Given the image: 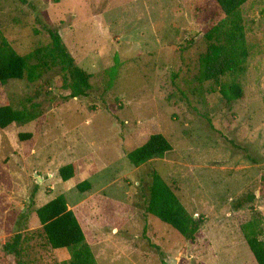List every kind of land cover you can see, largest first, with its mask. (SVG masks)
<instances>
[{
    "label": "rangeland",
    "instance_id": "rangeland-1",
    "mask_svg": "<svg viewBox=\"0 0 264 264\" xmlns=\"http://www.w3.org/2000/svg\"><path fill=\"white\" fill-rule=\"evenodd\" d=\"M27 1L0 0V31L26 56L49 45L42 22L57 27L91 90L66 100L59 66L0 84V106L40 105L36 119L0 129V264L71 263L73 250H53L36 214L59 195L97 264H257L242 226L253 220L264 240V0L240 9L250 55L232 103L198 81L205 34L225 18L215 0ZM153 134L172 150L132 166L128 153ZM72 163L75 177L62 182ZM154 171L202 218L194 240L147 212ZM83 181L91 189L80 193ZM16 234L18 257L3 251Z\"/></svg>",
    "mask_w": 264,
    "mask_h": 264
},
{
    "label": "trees",
    "instance_id": "trees-1",
    "mask_svg": "<svg viewBox=\"0 0 264 264\" xmlns=\"http://www.w3.org/2000/svg\"><path fill=\"white\" fill-rule=\"evenodd\" d=\"M18 1L22 4L28 3L27 0ZM215 1L225 18L205 34L207 48L200 57L198 81L214 82L219 86V93L223 99L232 103L243 96L241 86L234 80L244 73L250 55L240 11L247 0ZM41 26L49 45L38 48L26 56L17 54L0 31V84L24 78L34 82L40 78L44 69L59 66L66 77L65 89L69 92L65 99L86 98L91 90L90 76L76 65L59 29L45 22H42ZM31 60H35L36 64L30 65ZM118 64L119 60L115 57L114 65L109 69L111 81L116 75L114 68ZM226 77L232 78V81L222 83V79ZM39 109L40 105L34 102L24 110L0 106V129H5L13 123L23 124L36 119L39 116ZM29 138V135H19L20 141ZM171 150V144L163 135L153 134L142 146L128 153L127 158L132 166L139 167L150 160L163 158ZM75 171L76 165L73 163L61 167L59 169L61 181L68 182L73 179ZM90 189L91 185L87 181L76 185V190L80 193ZM148 195L146 210L151 216L172 227L183 238L191 241L195 239L203 224L202 218H194L187 212L174 190L157 171L151 175ZM36 214L46 240L53 250H73L70 264H97L74 213L68 209L64 195L55 197L37 209ZM242 233L256 263L264 264V240L260 239L259 225L252 220L242 226ZM23 241L22 234H16L11 241L3 245V251L18 257Z\"/></svg>",
    "mask_w": 264,
    "mask_h": 264
},
{
    "label": "water",
    "instance_id": "water-1",
    "mask_svg": "<svg viewBox=\"0 0 264 264\" xmlns=\"http://www.w3.org/2000/svg\"><path fill=\"white\" fill-rule=\"evenodd\" d=\"M165 263H166V264H176V260L173 259V258H171V257H169V258H167V259L165 260Z\"/></svg>",
    "mask_w": 264,
    "mask_h": 264
}]
</instances>
